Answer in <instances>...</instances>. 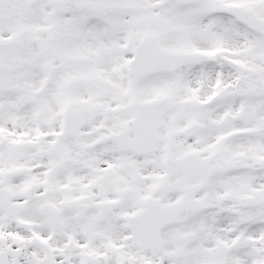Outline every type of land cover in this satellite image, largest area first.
I'll return each instance as SVG.
<instances>
[{
  "label": "snow or ice",
  "instance_id": "1",
  "mask_svg": "<svg viewBox=\"0 0 264 264\" xmlns=\"http://www.w3.org/2000/svg\"><path fill=\"white\" fill-rule=\"evenodd\" d=\"M0 264H264V0H0Z\"/></svg>",
  "mask_w": 264,
  "mask_h": 264
}]
</instances>
